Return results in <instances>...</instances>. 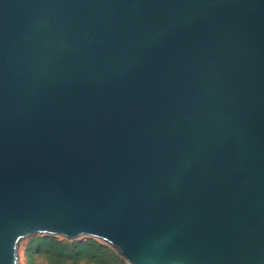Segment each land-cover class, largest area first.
<instances>
[{
	"label": "water",
	"instance_id": "95a60500",
	"mask_svg": "<svg viewBox=\"0 0 264 264\" xmlns=\"http://www.w3.org/2000/svg\"><path fill=\"white\" fill-rule=\"evenodd\" d=\"M35 234L264 264V0H0V264Z\"/></svg>",
	"mask_w": 264,
	"mask_h": 264
},
{
	"label": "trees",
	"instance_id": "16d2710c",
	"mask_svg": "<svg viewBox=\"0 0 264 264\" xmlns=\"http://www.w3.org/2000/svg\"><path fill=\"white\" fill-rule=\"evenodd\" d=\"M28 264L44 257L48 264H128L110 245L92 237L69 241L59 236L35 234L26 244Z\"/></svg>",
	"mask_w": 264,
	"mask_h": 264
},
{
	"label": "rangeland",
	"instance_id": "374dc122",
	"mask_svg": "<svg viewBox=\"0 0 264 264\" xmlns=\"http://www.w3.org/2000/svg\"><path fill=\"white\" fill-rule=\"evenodd\" d=\"M34 236V235H33ZM32 236L25 238L24 240H22L21 244H20V249H19V264H28V257L26 255V244L28 243V241L30 240ZM61 237V236H59ZM63 238V237H61ZM86 237H82L76 240H81V239H85ZM100 240V239H97ZM75 241V240H74ZM101 242H103L102 240H100ZM105 243V242H104ZM35 263L36 264H48L46 259L44 257L41 256H36L35 257ZM82 264H87V263H82Z\"/></svg>",
	"mask_w": 264,
	"mask_h": 264
}]
</instances>
